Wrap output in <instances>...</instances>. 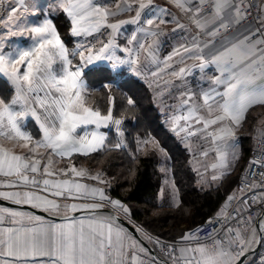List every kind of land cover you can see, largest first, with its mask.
Listing matches in <instances>:
<instances>
[{"label": "snow or ice", "instance_id": "obj_1", "mask_svg": "<svg viewBox=\"0 0 264 264\" xmlns=\"http://www.w3.org/2000/svg\"><path fill=\"white\" fill-rule=\"evenodd\" d=\"M14 2L16 6L9 8L7 20L0 17V25L8 29L6 33L0 31V80L6 79L14 89L10 100L0 96V141L7 140L13 144L12 148H8L0 143V175L14 176L16 179L0 184V187L28 190L0 192V198L54 213L60 211L59 203L55 199L41 196L40 191L62 198H82L87 194L93 200L98 194L104 200L106 197L102 189L89 188L80 179H76L87 177L104 183L99 175H90L86 169H77L75 166L59 169V173L64 176L71 173L73 179L41 180L37 177L57 175L53 170V157L64 159L71 157L73 153L87 155L102 149L106 137L98 131L101 127L115 124L119 129L121 120L114 119L111 107L104 114L88 103L87 85L82 78L84 69L96 62L109 61L113 70L127 66L136 72L141 50L146 60L158 63L155 55L158 42L153 40L145 47L139 37L142 35L146 41L148 37L158 35L153 29H158L159 24L167 23L160 18L165 10L151 11V0H147V3L145 0H122L116 5L115 11L101 4L99 0H60V6L71 19L73 36H90L103 29L112 30L109 40L99 49L94 46L85 47L80 43L70 52L50 19L41 23L30 22L24 17V13L28 12L27 0ZM2 3L3 0H0V4ZM137 3L134 17L115 23L109 22L110 17L131 12L133 5ZM174 3L181 9L185 8V0H174ZM213 7L214 14L210 20L193 19V23L202 31L209 24L218 23V27L207 33L213 38L220 29L227 28L230 24H239L244 18L240 5H234L233 0H215ZM233 12L235 17L232 16ZM157 20L159 24H156ZM128 24L136 26L128 42L132 47L119 48L115 37ZM178 27L183 28V25ZM250 39V36H245L230 46L221 43L219 47L213 39L202 47L199 40L193 37L194 43L191 47L181 46L183 53H191L193 49L199 51L200 55L196 59L200 61L198 67L202 71L212 64L220 75L213 79L215 87L201 95L202 107L208 112L207 118L200 114L198 106L192 104V94L182 101L181 107L187 106V113L175 116L172 120L173 130L177 134L187 132L188 135H195L199 131L216 143L230 135V130L219 127L212 131L213 126L222 125L226 120L238 125L249 108L264 105V48H256L257 44H264V39L246 43ZM206 48L212 50L210 60L203 54ZM118 50L126 53V57L117 55ZM182 52L177 49L168 56L165 68L172 67L167 61H171L173 56H181ZM77 55L80 63L74 64L73 58ZM190 72L191 67H181L179 71H172L171 75L182 79ZM158 74L152 73L153 76ZM221 86L222 91L219 90ZM111 100L109 97L110 102ZM127 103L131 106L135 101L129 97ZM29 117L39 124L42 133L39 140L25 130ZM180 121L185 122V127H179ZM193 123L202 125V128L191 131ZM89 126L94 128L90 129ZM121 146V143L115 145L116 148ZM16 147L26 150V153L17 154ZM45 155L48 157L46 163ZM219 159L220 166L226 167L225 155H221ZM213 179L217 177L214 176ZM111 203L113 206L122 207L119 201ZM101 206L91 203L65 207L72 211L78 208L94 211ZM124 211L127 212V209ZM39 220V217L29 213L0 208V256L12 257L16 261H30L31 264H36L37 258H40V264H122L120 257L126 250L127 234L123 229L114 226L113 218L89 217L60 225L27 226ZM5 222L12 226H3ZM188 238L189 234L186 233L183 239ZM222 244V241H216L215 253H208L203 245L187 249L193 255L186 264H193V260L195 264H222V258L227 255ZM109 249L112 251H108ZM197 254L200 259L196 258ZM0 264L10 262L0 260Z\"/></svg>", "mask_w": 264, "mask_h": 264}, {"label": "trees", "instance_id": "obj_2", "mask_svg": "<svg viewBox=\"0 0 264 264\" xmlns=\"http://www.w3.org/2000/svg\"><path fill=\"white\" fill-rule=\"evenodd\" d=\"M57 19L62 22L60 33L66 29V34H62L64 42H70V25L63 11ZM83 79L87 85L88 103L104 114L111 107L114 119L121 120L124 146L116 148L115 145L120 143L118 135L114 130H108L101 150L88 155H73L62 161L63 166H75L99 175L104 181L101 185L107 199L119 201L127 209L126 219L141 232L165 241L185 243V234L217 217L228 196L235 192L254 148L253 137L245 135L252 128V110L240 125L242 135L237 139L240 154L233 170L223 174L217 187L201 191L196 185L197 176L190 166L188 150L168 130L153 104L150 89L140 79L122 71L114 72L103 65L85 70ZM105 84L109 86L104 87ZM0 95L6 100L13 95L10 86L3 80H0ZM129 97L135 101L134 105H128ZM26 124L34 139H39L34 123L28 120ZM147 140L156 143L170 159L171 175L178 192L176 207L158 200L160 178L157 158L146 147L139 148L140 141Z\"/></svg>", "mask_w": 264, "mask_h": 264}, {"label": "crops", "instance_id": "obj_3", "mask_svg": "<svg viewBox=\"0 0 264 264\" xmlns=\"http://www.w3.org/2000/svg\"><path fill=\"white\" fill-rule=\"evenodd\" d=\"M99 2L106 7H109L111 10L115 11L116 5L118 3H121L122 0H99ZM214 2H215V0H185V8L181 9L175 5L174 0H151V5L149 6V9L153 12L159 11L161 9L165 10L160 18L166 20L167 23L159 24V20H157L156 24H159V28L158 29L154 28L153 30H156L158 32V35L155 37H151V38L148 37L146 41L143 38V36L140 35V37H139L140 41L145 43V47H147V44L152 43L153 40L158 42L156 45V48H155V55H156V60L159 63V58H160L162 51H163L162 55L164 57L169 56V52H167L168 49L165 50L164 47L168 44V42L172 41V37L170 35L172 33H174L175 30L181 31L184 34H187L190 32L192 34V36L188 37V41H189V39L192 40L191 44H193L194 43L193 37H196V39L199 40L202 47L204 44L209 43L213 39H215V44L217 47H219V45L221 43H224L226 46H230L232 43H237L239 40L244 39L245 36L251 37L250 41H247L246 43H253L256 40L264 39V0L260 1V17H261L260 22H261V24H263V27L261 29V34H259V31L255 25L239 23V24H230L228 27H231V30L228 32H226V28L220 29L219 33L217 34V36L215 38L209 36L207 33L212 31L214 27H218V23L216 25L209 24L207 29H205L203 31L198 29L196 27V25L193 23V19H195V18H200L202 21L204 19L210 20L214 14V7H213ZM145 3H147V0H145ZM167 4H169L170 6ZM233 4L239 5V3L236 0H233ZM206 6L209 7L210 11L204 10V7H206ZM137 7H138V3L133 5V10L131 12H124L118 16L110 17L109 22L115 23L119 20H128V19L134 17ZM176 13H180V15H177ZM232 16L235 17V12L232 13ZM240 22H241V20H240ZM178 25H183V28H179ZM71 27L72 26L70 25V35L72 37L70 44H72L73 42H77L80 44L82 42V43H84L85 47L94 46L96 49H99L103 43H106L109 40L110 33L112 31L111 29H103L100 33H94L93 35H90V36H85V35L73 36L71 33ZM135 27L136 26L132 25V24H128V25H125L122 27L120 33L115 37L116 43L118 44L119 48L132 47V45H129L128 42L132 37V33L135 30ZM183 39L187 40L186 38H183ZM256 48L257 49L264 48V45L262 46V44H257ZM211 51H212L211 49H207V48L204 49L203 54H204L206 59H209V60L211 59V55H210ZM196 52L198 53V55H200L198 50H196ZM117 55H119L122 58L126 57V53L120 52L119 50L117 51ZM144 59H146L145 54L141 50L140 55H139V62L143 61ZM78 62L80 63V59H78ZM158 63H152L151 62L150 72H149L151 80H150L149 85L146 84L145 81L140 76L141 72L143 73V72L149 71V69H147L148 65H146V70L141 65H138L137 71L133 72L127 66H124V67L117 69V70H113L111 62L102 61V62H96L94 65H89V66L85 67L84 71L87 69L97 68V67L102 66V65L109 67L114 72L122 71L123 74L125 73L128 76H133L135 78L140 79L142 83H144L148 88H150V91L152 93L153 90L159 89L161 87V85L163 83L165 84L168 80V78L162 80L160 77H158L159 74L164 73L166 70L169 71V68L168 69L164 68L165 69L164 72L159 71V67H157ZM167 63H169V62H167ZM156 67H157V69H156ZM207 67H209V69L211 71V79L210 80H211L212 88H213V87H215V85L213 84V79L216 76H219L220 72L216 69L215 65L209 64ZM161 68H163V67H161ZM153 72H158L159 74L157 76H153L152 75ZM137 73H139V74H137ZM170 77H172V76H170ZM155 82H157V85L154 84ZM162 86H164V85H162ZM219 90L222 91L223 87L221 86L219 88ZM13 95H14V93H13ZM156 108L158 110L157 106H156ZM260 109H264V105H254L251 108H249L248 111L246 112V114H247L249 111L252 110V115L254 117V120H253L252 126H251L252 127L251 130H249L248 132L245 133V135L252 136L253 140H255L259 135L264 134V111L260 110ZM38 111H39V109H38ZM184 111H186V110H183L180 113L182 114V113H184ZM158 112H159V110H158ZM181 114H179V115H181ZM217 114H219V113H217ZM246 114H245L244 119L241 120V122L238 125L232 124L230 121H227V120L224 121L222 125H219V124L216 125V126H218L217 128L226 127L227 129L230 130V135L226 136L223 140H220V143L221 142L223 143L224 141H227V140L230 141V140L234 139V138H230V137H232V135L236 134V132H238V131L239 132L241 131V133L239 135H242V130L240 128V125L245 120ZM169 119H171V118H168L166 120H165V118L163 119V122L166 124L168 129L171 128L172 124H173V123L169 122L170 121ZM29 120H31L34 123V125L36 126L37 130L39 131L40 138H41L42 133H41L39 124L36 122V120L34 118L30 117ZM89 128L92 129V128H94V126H89ZM108 130H114V132L118 135L119 142L121 143L122 146H124V142H123V139L121 136L120 126H119V129H117V126L115 124H110L108 127H101L98 131L103 133L105 135V137L107 138ZM81 134H83V133H81ZM39 139H36V140H39ZM139 148H142V146H139ZM41 151H43V150H41ZM15 152L17 154H21L22 152L26 153V150H22L19 147H16ZM91 153H94V152H91ZM91 153H89V154H91ZM73 155H83V154L73 153ZM68 158H70V157H68ZM68 158H64V159L66 160ZM47 159H48V157H47V155H45V157H44L45 163L47 162ZM53 159L55 161V163L53 165V170L57 172V175L52 176V177H44L41 175L42 176L41 178L42 179L47 178L50 180L73 179L71 173H69L67 176H64L63 174L59 173V169H68L71 166L67 165L64 167L63 163H62V161L64 159H61L59 157H53ZM77 169H80V168H77ZM29 175L31 176L32 174L30 173ZM196 175H197V173H196ZM15 179H16V177H14V176L7 177V176L0 175V184H3L5 182H9V181H13ZM76 179H80V182L86 184L89 188L102 189L104 192L103 186L99 182H93L92 180H89L86 177L82 178V179L81 178H76ZM22 190H28V189L0 187V192L22 191ZM39 194L41 196H47L48 199H55L57 201V203H59V205H60V211L58 213H54L51 211H46L43 208L32 207L31 205H28V204H23V205L30 206L32 208L43 211V212L50 214V215H53V216L65 217V216H68V215H70L72 213H76V212L91 211V210H84V209H79V208L76 211H72V210L66 208L65 207L66 205H72V204L83 205V204L98 203V204H101L102 206L96 210H102L104 208H110V209L114 210L116 213H118L121 216H123L124 218H126L125 217L126 212L124 211L125 208L121 204L120 205L122 207L113 206L111 201H109L107 199L105 192H104V195H105L106 199H104V200H101L98 194L94 200L90 196H88L87 194H85L82 198L53 197V196H50L47 192H43V191H40ZM1 199H4V198H1ZM5 200H7V199H5ZM8 201H10V200H8ZM167 201H168V199L166 200V202ZM0 208H3V207H0ZM19 211H21V210H19ZM22 212H25V211H22ZM224 212L222 214L219 213V215H217V217L222 216L224 214ZM25 213H28V212H25ZM29 214H31V213H29ZM31 215H33L35 217H39V216H36L34 214H31ZM89 217H95V218L100 219V218H109L110 216L105 215V214L96 213L93 215H86V216H82L79 218L64 220V221H51V220H47V219L39 217L40 218L39 221H33V222H31V224H29L27 226L36 227V226H39L40 224H43V225H49V224L60 225V224L71 222L72 220L79 221L80 219H88ZM113 223H114L115 227L123 229L114 220H113ZM3 226L7 227V226H12V225L8 222H5V224ZM126 234H127V238L125 240V249L126 250H125L124 254L120 257L122 264H129L128 261H130V259L133 258V255L135 256V258L139 259V264H148L149 261H152V259L148 255L147 256L144 255V253H146L144 251V249L139 244H137V242L127 232H126ZM113 239L115 241V237ZM183 246L186 247L185 244L181 245L180 247H183ZM140 247L142 248L141 251H143L144 253L140 251ZM0 251H2V249H0ZM108 251H112V250L109 249ZM243 251H244V249H243ZM243 251L240 250V254ZM228 253H230V252H228ZM113 258H115V254H114ZM0 260L9 261L10 264H31L30 261H28V262H25L23 260L16 261L12 257H5V256H0ZM178 260H179V258H177V261ZM36 264H40V258H37Z\"/></svg>", "mask_w": 264, "mask_h": 264}, {"label": "rangeland", "instance_id": "obj_4", "mask_svg": "<svg viewBox=\"0 0 264 264\" xmlns=\"http://www.w3.org/2000/svg\"><path fill=\"white\" fill-rule=\"evenodd\" d=\"M11 6H16L14 0H3V3L0 4V17H3L5 20H7L8 10ZM27 6L28 12L24 13V17L27 18L30 22L35 21L36 23H41L45 19H50L54 26L57 28V31L59 32L61 38L66 34V29H64L62 33H60V23L62 22H60V19H57L58 14L63 11L62 7L60 6V0H27ZM20 11L22 12L23 9H20ZM176 14L180 15V13ZM64 15L69 25L72 26L71 19L67 16L66 13H64ZM0 31L6 33L8 29L3 25H0ZM170 36L172 37V41L168 42V44L164 47L165 50L168 49L167 52H169V56L172 55L173 52L177 49H181L182 52L181 46L191 47L192 45V40L189 39L188 41V37L192 36L190 32L184 34L181 31L175 30V32ZM26 37L27 34H25V38ZM183 38H186L187 40ZM70 43L71 42L67 41L65 42V45L71 52V50L75 49L77 47V44L79 43ZM162 52L157 66L159 67V70L165 68L164 66L167 58L162 55ZM197 55L198 53L196 52V49H193L191 53L182 52L181 56H173V59L171 61H167L169 62L168 64L172 65V67L169 68V71L166 70L164 72L165 69H168L165 68L163 70L164 73L158 75V77H160L162 80L167 78L168 80L165 84H162L164 86L161 85L159 89H155L152 91V96L154 99L153 104L158 107L159 113L162 114L163 119L165 118L166 120L168 118H171L169 119L170 123H172L173 117L181 114L180 112H182L183 110L186 111H184V113L182 114L187 113V106L182 108L181 105L182 101L184 99H187L189 94H192L193 96L192 104L200 108V114L205 116L206 118L208 116L207 109L202 107L203 101L201 99V95L203 92L212 89V83L210 80L211 71L209 67L204 68L203 71L198 67L200 61L196 59ZM78 59L79 55L73 58L74 64L79 63ZM139 65H141L145 70L146 65H148L147 69H149V71L143 73L141 72L140 76L145 81V83L149 85L151 80L149 74L151 62L144 59L143 61L139 62ZM181 67H191L190 74L185 75L182 79L176 78L171 75L172 71H179V68ZM3 81L6 82V79ZM7 84L10 86L12 92L14 93V89L12 88V86L9 83ZM154 84L157 85V82H155ZM260 110L264 111V109ZM29 119L30 117L27 119L26 123ZM179 127H185V122L180 121ZM217 127L218 126L215 125L211 130L214 131L215 129H217ZM200 128H202V125H196L193 123L191 131H196ZM25 130L28 131L27 129ZM168 130L173 133L176 136L177 140L181 142L182 145L188 150L190 155V166L195 171V173H197L196 185L197 188L201 191H207L209 189L217 187L220 181L223 179V174L231 172L239 159L240 147L239 144H237V139L239 138V134L241 133V131L233 134L230 138L234 139L230 141L227 140L223 143L217 141L216 143H213L210 137H207L206 134L199 131H197L195 135H188L187 132H180L179 134H177V131L173 130V124L172 127ZM144 142L145 141H140L141 144L139 143V146H142V149L146 147V150L151 151V153H153V155L157 158L159 172L158 175L160 178L158 200L165 205L169 204L172 207H176L178 205V192L171 175L170 159L169 157H167L166 153L161 150L153 141L150 142L147 140L146 144ZM0 143H3L4 146L8 148L13 147V144L7 140L0 141ZM205 153H207V155H205ZM221 155H225L226 157V167L220 166L221 160L219 159V157ZM213 165H217V167L214 168ZM89 174L96 175L95 173ZM214 176L217 177V179H213ZM38 177L41 178L42 176ZM167 199L168 201L166 202ZM224 211L225 210L223 208L220 213L222 214ZM246 238L247 235L245 236V234L240 237V239L238 240V244L231 249L230 253L222 258V264H233L237 260V258L240 256V250H245ZM141 249L142 248L140 247V251ZM186 250L187 248L184 246L179 247L178 255L169 260V262H171L172 264H186V261L190 258L189 252ZM207 252L215 253L216 251L207 250ZM134 257L135 256L133 255V258L128 261L129 264H139V259L135 258L134 260ZM198 257L200 259L199 254ZM177 258H179V262L177 261ZM148 264L156 263L154 261H149Z\"/></svg>", "mask_w": 264, "mask_h": 264}, {"label": "built area", "instance_id": "obj_5", "mask_svg": "<svg viewBox=\"0 0 264 264\" xmlns=\"http://www.w3.org/2000/svg\"><path fill=\"white\" fill-rule=\"evenodd\" d=\"M236 1L239 3L244 17L240 23L255 25L259 34H261L263 27L260 22L261 0ZM204 10L210 11L207 6L204 7ZM230 30L231 27L226 28V32ZM37 178L42 180V178ZM229 197H232V199L230 200ZM224 210L222 216L214 217L194 227L185 243L169 242L151 237L141 231L140 233L158 256L165 260L176 257L179 247L184 244L187 249H194L198 245H203L208 251H217L216 241H222L223 250L228 253L238 244V240L243 234L247 235L245 241V250H247L246 242L249 235L256 228L257 222L260 223V217L264 215V134L255 139L250 162L241 174L235 192L226 199ZM257 232L250 248L255 244ZM144 255L147 256V253H144ZM189 255L191 258L193 254L189 252ZM196 258L199 259L198 254ZM154 262L158 264L157 261ZM193 264H195V260H193ZM244 264H264V237L261 239L256 251L247 257Z\"/></svg>", "mask_w": 264, "mask_h": 264}, {"label": "water", "instance_id": "obj_6", "mask_svg": "<svg viewBox=\"0 0 264 264\" xmlns=\"http://www.w3.org/2000/svg\"><path fill=\"white\" fill-rule=\"evenodd\" d=\"M0 207L8 208V209H15V210H21L25 211L31 214H34L36 216H39L41 218L51 220V221H64V220H70L79 218L86 215H93V214H105L113 218V220L118 223L147 253V255L153 260L157 261L158 264H172L171 262L162 259L158 256V254L154 251V249L144 240L142 234L140 233V230L132 224L129 220L121 216L120 214L116 213L114 210L110 208H104L102 210H94V211H82V212H76L72 213L65 217H57L50 214H47L43 211L37 210L35 208H32L30 206L26 205H18L11 201L1 199L0 198ZM264 215L260 217L261 221H259L256 224L257 227V238L255 241V244L250 248L249 250H244L240 256L237 258V260L233 264H244L247 257L254 253L256 249L258 248L261 239L264 237Z\"/></svg>", "mask_w": 264, "mask_h": 264}, {"label": "bare ground", "instance_id": "obj_7", "mask_svg": "<svg viewBox=\"0 0 264 264\" xmlns=\"http://www.w3.org/2000/svg\"><path fill=\"white\" fill-rule=\"evenodd\" d=\"M257 232V227L255 229H253L249 235V238L246 242V248L249 250V248L251 247L252 243H253V238H254V235L256 234Z\"/></svg>", "mask_w": 264, "mask_h": 264}]
</instances>
